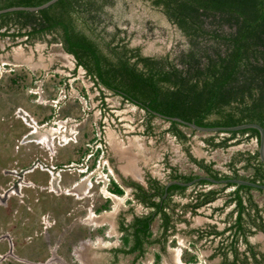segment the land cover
I'll return each instance as SVG.
<instances>
[{
    "label": "rangeland",
    "instance_id": "1",
    "mask_svg": "<svg viewBox=\"0 0 264 264\" xmlns=\"http://www.w3.org/2000/svg\"><path fill=\"white\" fill-rule=\"evenodd\" d=\"M127 5L117 20L132 44L145 53H162L174 44L177 34L160 12L142 0ZM21 39L0 36V264H189L191 257L220 264L214 253L229 240L228 231L196 239L179 224L162 251L153 243L137 258L114 255L111 247L120 244L118 218L147 210L132 200L128 187L122 194L112 191L111 180L120 182L121 164L161 182L167 180L169 166L202 171L164 130L165 119L151 116L152 131L147 133L143 109L95 85L58 42L28 44ZM180 127L189 134L191 153L213 160L222 170L233 150L255 147L251 138L206 148L200 137L207 132ZM23 168L33 169L21 172ZM198 187L191 183L184 194L172 195L182 214ZM250 193L264 206L263 188ZM223 198L203 204L204 213ZM224 207L211 215L218 229L226 223L224 212L230 206ZM151 227L154 231L155 224ZM249 239L264 249V233L255 231Z\"/></svg>",
    "mask_w": 264,
    "mask_h": 264
},
{
    "label": "trees",
    "instance_id": "2",
    "mask_svg": "<svg viewBox=\"0 0 264 264\" xmlns=\"http://www.w3.org/2000/svg\"><path fill=\"white\" fill-rule=\"evenodd\" d=\"M43 1L0 0V8ZM142 1L160 12L177 34L174 44L162 53L143 52L138 44L130 42L126 29L118 24L117 19L122 18L130 0H55L35 10L1 11L0 36L11 41L21 37L19 42L28 44L58 42L63 51L71 54L74 66L81 67L95 85L100 84L143 109L147 133L152 131L149 119L154 116L149 109L200 125L254 121L264 129V0ZM99 100L103 107L102 93ZM165 120L164 130L180 143L185 155L202 173L214 178L241 177L264 182L255 127L214 130L200 137L210 149L254 139L252 149L233 150L224 163L226 170H222L213 165V160L193 155L189 134L181 129L182 125L173 119ZM198 174L169 166L167 179L189 180ZM122 180L132 187L133 198L147 210L132 214L127 220L123 216L118 218L120 244L111 247L112 252L132 253L137 258L153 243L163 250L168 228L173 230V219H178L170 212L171 197L174 193L184 194L187 185L168 184L163 195L165 182L153 175L146 174L145 186L132 179ZM111 184L113 192L122 193L116 181L112 179ZM192 184L199 186L188 203L192 210L219 196L224 197L223 201L214 209L228 204L231 207L222 228L207 224L191 227L188 233L196 237L224 236L228 231L229 240L216 250L221 254L220 264H264V251L248 239L255 231H264L261 207L250 193L255 187L207 179ZM155 215L160 217L157 234L149 227ZM239 243L243 244L242 249L238 248ZM189 264L207 263L191 257Z\"/></svg>",
    "mask_w": 264,
    "mask_h": 264
},
{
    "label": "crops",
    "instance_id": "3",
    "mask_svg": "<svg viewBox=\"0 0 264 264\" xmlns=\"http://www.w3.org/2000/svg\"><path fill=\"white\" fill-rule=\"evenodd\" d=\"M216 148V147H215ZM211 149H213V148H211ZM124 155V154H123ZM120 158H122V157H120ZM205 158V157H204ZM206 159V158H205ZM139 169L137 168V167H135V166H128V165H123V164H121V167H120V169H118V180L120 181L119 183L117 182V180H114V181H116V183H118V185L123 189V187H128V192H130V195H131V198H132V200H135L134 198H133V196H132V187L130 186V185H127V184H125L124 182H123V180H122V178H125V179H132V180H135V181H137V182H139V183H141L140 181H143V183H141L142 185H146V181H145V176H144V178L142 177V175L141 176H139L140 174H138V171ZM202 173V172H201ZM127 175H129V176H127ZM136 175V176H135ZM188 186V185H187ZM264 189V188H263ZM123 192V191H122ZM126 192V191H125ZM116 194H118V193H116ZM120 194H122V193H120ZM124 194H126V193H124ZM176 193H174L173 195H175ZM122 196V195H121ZM251 196H252V194H251ZM252 198H253V196H252ZM216 199V198H215ZM253 200L257 203V205L259 206V207H261V214H262V217H263V219H264V206L263 205H261V203L260 202H257L254 198H253ZM136 201V200H135ZM213 201V200H212ZM212 201H210V202H212ZM223 201V200H222ZM139 203V202H138ZM172 203V202H171ZM207 203H209V202H207ZM222 203V202H221ZM220 203V204H221ZM206 204V203H205ZM214 203H212V205H211V211L210 212H207V213H204V212H206V211H203L202 209H203V205H200V206H198V207H196L194 210H192L191 208H187V209H183V214H182V210H180L179 208L177 209V207L174 205V203H172V205H173V208H172V211H170L171 212V214H172V216L174 217V218H178V219H173V230H170V228H168V231H169V234H168V236H167V240H168V238H169V236L171 235V234H173L177 229H178V226H177V224H179L181 227H180V230H182V231H184L186 234H192L193 236H194V238H199V239H201V238H203V237H206V236H209V235H203V236H201V237H196V235L194 234V233H188V229L189 228H191V227H204V225H207V224H213V222H212V212L214 211H217V209H214L216 206H219V205H213ZM230 207H231V204H228ZM226 207V206H225ZM224 207V208H225ZM230 207L228 208V209H226L225 210V212H224V215H226V212L230 209ZM178 210H180L179 211V213L177 212ZM208 210V209H207ZM145 212V211H144ZM191 214V215H190ZM206 220V221H205ZM195 222L196 223V225H191V223L192 222ZM202 221H205V222H202ZM200 223V224H199ZM202 223V224H201ZM153 224H155V230L153 231L152 230V225ZM215 225V224H214ZM216 226V225H215ZM224 226V225H223ZM149 227H150V229H151V231H152V233L153 234H157L159 231H160V217H159V215H155L154 216V218L151 220V222H150V224H149ZM217 228V227H216ZM120 232V231H119ZM257 232L259 233V234H261V233H264V231H261V230H257ZM255 233V232H254ZM250 236V235H249ZM249 236H248V239H249ZM195 239V240H196ZM166 240V241H167ZM250 240V239H249ZM264 243V242H263ZM157 244V243H156ZM151 245V244H150ZM158 245V244H157ZM243 245V244H242ZM165 246H166V242H165ZM264 246V245H263ZM158 249H159V245H158ZM260 249V248H259ZM160 250V249H159ZM164 250V249H163ZM260 250H262V251H264V249H260ZM160 251H162V250H160ZM156 254H158L159 255V252H156ZM214 254H219V258H220V261H221V254L219 253V252H215ZM139 257V256H138ZM227 257H230V253H227ZM220 263V262H219Z\"/></svg>",
    "mask_w": 264,
    "mask_h": 264
},
{
    "label": "water",
    "instance_id": "4",
    "mask_svg": "<svg viewBox=\"0 0 264 264\" xmlns=\"http://www.w3.org/2000/svg\"><path fill=\"white\" fill-rule=\"evenodd\" d=\"M53 1H55V0H45L39 4H36V5H9V6H5V7H1L0 12L6 11V10H11V9L35 10V9L44 7ZM149 110L154 115L161 117L163 119H173V120L178 121L182 126H186L190 129L192 128L195 130L205 131V132L214 131V130H231V129H238V128L248 127V126L255 127L258 130L257 154H258V157L261 160V162L264 164V129H263L262 125H260L257 122L248 121V122H242V123H237V124H232V125H200V124H197L193 121L183 119V118L176 116V115H166V114H162V113H160L156 110H153V109H149ZM198 179H207V180L212 181V182L231 181V182H235V183L247 184V185L253 186L255 188H264V182H257V181H253V180L245 179V178H241V177L214 178V177L209 176L205 173H199L198 175H196L195 177H193L189 180H180V179H176V178L167 179L164 183L163 195L166 192V187L168 184L177 183V184H181V185H189ZM140 182L143 183V181H140Z\"/></svg>",
    "mask_w": 264,
    "mask_h": 264
},
{
    "label": "flooded vegetation",
    "instance_id": "5",
    "mask_svg": "<svg viewBox=\"0 0 264 264\" xmlns=\"http://www.w3.org/2000/svg\"><path fill=\"white\" fill-rule=\"evenodd\" d=\"M33 168H23V169H21V172L23 171V172H25V171H29V170H32ZM10 171V170H9ZM6 173H8V172H6ZM74 184L72 185V188H74ZM9 187H12V184L11 185H9ZM8 187V188H9ZM8 194V193H7ZM258 249H259V247H258Z\"/></svg>",
    "mask_w": 264,
    "mask_h": 264
}]
</instances>
